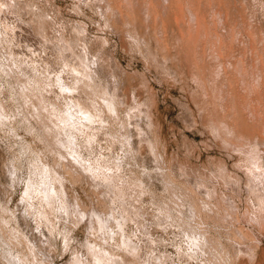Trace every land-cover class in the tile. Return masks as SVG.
<instances>
[{
    "label": "rangeland",
    "instance_id": "obj_1",
    "mask_svg": "<svg viewBox=\"0 0 264 264\" xmlns=\"http://www.w3.org/2000/svg\"><path fill=\"white\" fill-rule=\"evenodd\" d=\"M263 60L264 0H0V264H264Z\"/></svg>",
    "mask_w": 264,
    "mask_h": 264
},
{
    "label": "bare ground",
    "instance_id": "obj_2",
    "mask_svg": "<svg viewBox=\"0 0 264 264\" xmlns=\"http://www.w3.org/2000/svg\"><path fill=\"white\" fill-rule=\"evenodd\" d=\"M171 1V0H170ZM180 2V1H179ZM168 8V7H167ZM168 11V10H167ZM166 11V12H167ZM185 17V16H184ZM184 17L181 15V16H179V17H177L178 19H177V22L180 24H183L182 22H185V19H184ZM191 19V18H190ZM194 20H197L198 21V23H197V25H196V22L194 23V21H193V23L194 24H191V25H188V26H184V25H182L181 26V29H182V33H183V35L185 36V37H187L188 38V42L190 43V45H192L194 48H197V47H199V45L202 43V42H204V41H206L207 39H208V41L209 40H211V38H210V32L211 31H209V29L208 28H211V26L210 27H208V25H207V22L205 21L206 19L204 18V16L202 15L201 17H196ZM191 21V20H190ZM186 23H187V19H186ZM190 23V22H189ZM179 27H180V25H179ZM215 29V28H214ZM217 29V28H216ZM212 30V29H211ZM213 31V30H212ZM213 34V33H212ZM217 35V34H216ZM218 35H220L219 33H218ZM217 35V36H218ZM212 36V35H211ZM214 36V35H213ZM210 39H209V38ZM216 37V36H215ZM219 38V37H218ZM218 40V39H217ZM183 41H185L184 39H183ZM216 41V40H215ZM207 42V41H206ZM217 42V41H216ZM215 42V43H216ZM220 42V41H219ZM208 43V42H207ZM212 43V42H211ZM214 43V42H213ZM187 44V43H186ZM209 44V43H208ZM203 45V44H202ZM206 45V44H205ZM215 45V44H214ZM223 45V44H222ZM216 46V45H215ZM205 47V46H204ZM217 47V46H216ZM191 48V47H190ZM212 48V47H211ZM218 48V47H217ZM199 49H200V47H199ZM188 50V49H187ZM208 50V49H207ZM214 50H216V48H214ZM220 49H218V51H219ZM248 50V49H247ZM198 51V50H197ZM217 51V52H218ZM221 51V50H220ZM230 51H231V49H230ZM193 52V51H192ZM254 52V51H253ZM256 52V51H255ZM260 52V51H259ZM207 53V52H206ZM211 53V52H210ZM214 53V52H213ZM242 53V52H241ZM199 54V53H198ZM248 54V53H247ZM206 55V54H205ZM243 55V54H242ZM192 56V55H191ZM196 56H198V55H196ZM214 56H215V54H214ZM221 56V55H220ZM247 56V55H246ZM212 58H214L213 57V55L211 56ZM222 57V56H221ZM225 57V56H224ZM187 58V57H186ZM204 58V57H203ZM250 58V57H249ZM263 58V57H262ZM189 59V58H188ZM197 59V58H196ZM200 59V58H199ZM212 60H214V59H212ZM194 61V60H193ZM201 61V60H200ZM199 61V62H200ZM241 61H243V60H241ZM264 61V60H263ZM195 62V61H194ZM244 62V61H243ZM189 63H191L190 61H189ZM242 63V62H241ZM245 63V62H244ZM219 64V63H218ZM243 64V63H242ZM247 64V63H246ZM260 64V63H259ZM251 65V64H250ZM264 65V64H263ZM214 66V65H213ZM258 66V65H257ZM196 67V66H195ZM201 67V66H200ZM249 67V66H248ZM257 69H258V67H256ZM196 70H197V68H196ZM234 70V69H233ZM198 71V70H197ZM196 71V72H197ZM206 72V71H205ZM259 72V71H258ZM202 73V72H201ZM235 73V72H234ZM237 73V72H236ZM249 73V72H248ZM197 74H198V72H197ZM196 74V75H197ZM247 74V73H246ZM193 75H195V74H193ZM220 75V74H219ZM248 75V74H247ZM243 76V75H242ZM199 77H200V74H199ZM196 78V77H195ZM198 79V78H197ZM196 79V80H197ZM202 79V78H201ZM208 79V78H207ZM214 79H216V78H214ZM243 79H245V78H243ZM200 80V79H199ZM209 81V80H208ZM214 81V80H213ZM237 82H238V80H237ZM245 82V81H244ZM246 82H247V80H246ZM203 84V83H202ZM247 84H248V82H247ZM246 85V84H245ZM255 85V84H254ZM249 86V85H248ZM247 86V87H248ZM213 87V86H212ZM246 87V86H245ZM252 87V86H251ZM227 88V87H226ZM262 88V87H261ZM212 89V88H211ZM230 89V88H229ZM215 90V89H214ZM253 90V89H252ZM262 90V89H261ZM217 91V90H216ZM218 91H219V89H218ZM222 91V90H221ZM224 92H225V90H223ZM255 92V91H254ZM221 94V93H220ZM219 94V95H220ZM218 95V94H217ZM222 95V94H221ZM224 96V95H223ZM232 96V95H231ZM255 96V95H254ZM228 97V96H227ZM250 97V96H249ZM216 98V97H215ZM222 98V97H221ZM220 98V99H221ZM224 98V97H223ZM233 98V97H232ZM216 100H218V99H216ZM232 100H234V98L232 99ZM224 101V100H223ZM222 101V102H223ZM229 102V101H228ZM232 102V101H231ZM216 106V105H215ZM224 106V105H223ZM222 107V106H221ZM234 108V107H233ZM218 109V108H217ZM217 109H216V111H217ZM246 109V108H245ZM250 109V108H249ZM80 111V110H79ZM81 111H83L82 109H81ZM86 112V111H85ZM87 115L88 114H91L90 112H87L86 113ZM258 114V113H257ZM237 115V114H236ZM92 116V115H91ZM224 118V117H223ZM258 118V117H257ZM261 121V120H260ZM255 148H257V147H255ZM259 148V147H258ZM249 149V148H248ZM261 148H259V150H260ZM250 151V150H249ZM260 151H264V150H260ZM260 155H261V153H260ZM263 165H264V162H263ZM250 168V167H249ZM264 168V167H263ZM256 174V173H255ZM251 177V176H250ZM252 183H254V182H252ZM116 185V184H115ZM114 185V186H115ZM253 185V184H252ZM256 188V187H255ZM182 199V198H181ZM115 200V199H114ZM205 203V202H204ZM182 206V205H181ZM199 207H200V205H198ZM202 206V205H201ZM198 207V208H199ZM198 208H196V210L198 209ZM202 208V207H201ZM193 216H195L194 214H193ZM244 216V215H243ZM196 217V216H195ZM198 218V217H197ZM200 219V218H199ZM242 218L240 217V220H241ZM247 219V218H246ZM198 220V219H197ZM238 221H239V219H238ZM201 221H199L197 224H199ZM203 223V222H202ZM205 224V223H204ZM202 226V225H201ZM196 227V226H195ZM194 227V228H195ZM197 229V228H196ZM195 229V230H196ZM200 229V228H199ZM201 230V229H200ZM202 231H205L204 229H202ZM197 232H198V229H197ZM207 232V231H206ZM203 233V232H202ZM204 234H205V232H204ZM207 234V233H206ZM206 236H209V235H206ZM202 237V236H201ZM205 237V236H204ZM211 238V237H210ZM207 240V239H206ZM210 241H211V239H210ZM194 243V242H193ZM132 244H133V242H132ZM135 245V244H134ZM215 245V244H214ZM125 247V246H124ZM132 248V247H131ZM134 248V247H133ZM127 249V248H126ZM135 249V248H134ZM133 249V250H134ZM205 250V249H204ZM208 252V251H207ZM216 254V253H215ZM120 256V255H119ZM118 256V257H119ZM117 258V257H116ZM119 259V258H118ZM78 263V262H77ZM120 264V263H119Z\"/></svg>",
    "mask_w": 264,
    "mask_h": 264
}]
</instances>
